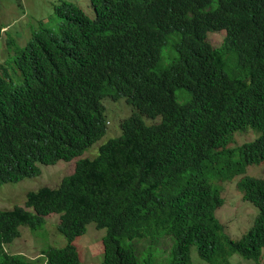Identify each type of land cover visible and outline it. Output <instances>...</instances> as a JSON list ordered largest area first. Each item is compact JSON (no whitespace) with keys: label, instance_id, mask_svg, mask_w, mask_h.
I'll list each match as a JSON object with an SVG mask.
<instances>
[{"label":"trees","instance_id":"obj_1","mask_svg":"<svg viewBox=\"0 0 264 264\" xmlns=\"http://www.w3.org/2000/svg\"><path fill=\"white\" fill-rule=\"evenodd\" d=\"M93 16L66 0L13 58L20 84L0 61V184L71 161L106 133L104 98H124L120 134L78 157L56 185L29 191L24 207L0 209V264H80L74 239L105 229L100 264L259 263L264 249V0H89ZM224 31L220 46L206 33ZM11 44V43H10ZM13 45V43H12ZM260 134L229 146L235 131ZM260 210L236 241L213 210L220 184ZM59 214L64 246L24 262L3 245L18 227ZM170 240L168 247L161 243ZM143 243L138 249L139 243Z\"/></svg>","mask_w":264,"mask_h":264},{"label":"rangeland","instance_id":"obj_2","mask_svg":"<svg viewBox=\"0 0 264 264\" xmlns=\"http://www.w3.org/2000/svg\"><path fill=\"white\" fill-rule=\"evenodd\" d=\"M63 0H0V61L5 59L3 66L7 67L9 79L13 84L21 83V76L14 69L13 58L16 52L23 47L31 38V33L39 28V25L56 23L54 17V5ZM78 5L88 16L92 17L93 12L89 7V0H66ZM224 31H214L206 33V40L212 46H220ZM11 43V44H10ZM13 43V45H12ZM102 104L105 106L106 119L109 121L106 133L98 140L87 147L80 155L71 161H57L51 165H41V174L36 177L23 178L17 182L6 181L0 184V209H9L14 205L24 207L25 195L30 190H36L48 183L56 185L62 178L70 174L73 170L74 162L78 157L95 156L98 146L107 139L120 134L119 124L131 112V106L121 98L116 101L104 98ZM260 132L252 127H247L243 131H235L234 140L228 143L229 146L241 144L256 138ZM237 146V145H235ZM244 175L264 177V164L249 165ZM244 175H239L231 181H223L220 184V196L223 199L221 205L215 208L213 215L221 225V230L230 240H239L256 221L260 210L251 202L243 199V194L237 189V182ZM48 216V215H47ZM36 231L39 233V243H36V234L26 230L23 232V240L29 245L26 250L27 259H36L40 249L47 246H64L65 236L56 231L55 223H58V214H49V220ZM25 226H20L19 229ZM105 229H97L94 223L90 222L86 226V231L77 236L73 243L79 251L80 264H100L102 260L101 237ZM170 240L161 243V247H168ZM22 238L15 237L9 243L3 245V250L13 253L21 248ZM143 243H139L138 249ZM31 252V253H30ZM190 259L192 264H207L199 260L196 245L190 248ZM38 264H43L39 259ZM227 264H264V249L262 256L257 263L255 260H247L238 253H231Z\"/></svg>","mask_w":264,"mask_h":264},{"label":"clouds","instance_id":"obj_3","mask_svg":"<svg viewBox=\"0 0 264 264\" xmlns=\"http://www.w3.org/2000/svg\"><path fill=\"white\" fill-rule=\"evenodd\" d=\"M48 165H51V164H48ZM42 172V171H41ZM41 173H39L38 175H36V176H39ZM36 176H33V177H36ZM27 178H31V177H27ZM2 183H4V182H2ZM1 183V184H2ZM48 186H51L52 187V185H49L48 183H46L45 185H43V186H41V187H39L38 189H36V190H30V191H37V190H42L44 187H48ZM56 186H57V184H56ZM29 192V191H28ZM27 192V193H28ZM26 193V194H27ZM26 196V195H25ZM215 210V209H214ZM214 210H213V212H214ZM32 213H34V215H35V217H36V219L38 220V222L41 224V226L40 227H38L37 229H40L43 225H44V223H45V216H47L46 217V222H48V220H49V214H38V213H36L35 211H34V209L32 208ZM51 214V213H50ZM56 214H58V213H56ZM58 223H59V214H58ZM20 226H25V227H22L21 228V231H20V229H19V227ZM19 227H18V231H19V233H18V235H16L15 237H20V238H22V245H21V248H23V249H20V250H17L16 252H13V253H7V255H9V256H21L22 257V259H23V261L24 262H26V261H36V259H27L26 257H27V255H26V253H25V251L26 250H29V245L27 244V242H25L24 240H23V232L24 231H26V230H28V231H30V232H32V233H34V234H36V236H37V240H36V243H39L38 241H39V233L36 231L37 229H35V230H33V229H31L28 225H26V224H22V225H20ZM55 227H56V231H57V224L55 223V225H54ZM87 226V225H86ZM85 231H86V227H85ZM84 231V232H85ZM83 234V233H82ZM81 234V235H82ZM80 236V235H79ZM15 237H13L12 239H14ZM11 239V240H12ZM66 240V239H65ZM77 251H78V249H77ZM102 251H103V245H102ZM31 253V252H30ZM78 255H79V251H78ZM35 257H41V252H39L38 253V255L37 256H35ZM79 261H80V256H79ZM44 264V263H43Z\"/></svg>","mask_w":264,"mask_h":264}]
</instances>
